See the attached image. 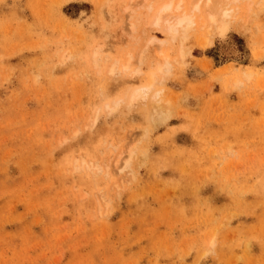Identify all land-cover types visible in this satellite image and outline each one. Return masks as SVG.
<instances>
[{
    "label": "rangeland",
    "instance_id": "rangeland-1",
    "mask_svg": "<svg viewBox=\"0 0 264 264\" xmlns=\"http://www.w3.org/2000/svg\"><path fill=\"white\" fill-rule=\"evenodd\" d=\"M167 1L0 0V264H264V2Z\"/></svg>",
    "mask_w": 264,
    "mask_h": 264
},
{
    "label": "bare ground",
    "instance_id": "bare-ground-1",
    "mask_svg": "<svg viewBox=\"0 0 264 264\" xmlns=\"http://www.w3.org/2000/svg\"><path fill=\"white\" fill-rule=\"evenodd\" d=\"M201 0H199L200 2ZM205 2L207 1V5L210 6L212 8V12L209 13V16L207 19H202L200 18V16L198 17L195 12L192 11L191 12H188V11H182V7H183V2H175L174 0H170V1H167L165 4H163L162 6H160L157 10H155V20H153V23H155L156 25H160V24H163L166 25V32L168 33L169 37H171L173 40L177 39V38H181L185 33L186 31L190 30V29H196L201 22H203V24H206V25H209L208 28H207V31L206 33L203 31V33H205L206 35L204 36V41L202 42H205L206 44H212L213 43V38L214 36L216 35V32L218 29H221L222 26H223V23L222 25L219 23V21H222V19L224 18V21H226L225 19L228 18V17H231L233 12H231L232 10H229L227 8H223V5L221 4L220 1L217 2V0H204ZM238 1V0H237ZM241 1V0H240ZM248 2V0H246ZM228 2H230V0H228ZM227 2V3H228ZM246 2V3H247ZM261 2V0H260ZM264 2V0L262 1V3ZM195 3V2H194ZM193 3V4H194ZM201 3V2H200ZM198 2H196L195 4V11H198L200 9L199 7V4ZM205 4V3H204ZM154 5V4H153ZM206 5V4H205ZM246 5V4H245ZM247 3V6L250 7ZM260 5H262L260 3ZM150 8L152 9V6H150ZM154 8V7H153ZM205 8V7H204ZM203 8V9H204ZM184 9V8H183ZM188 9V8H187ZM234 11V10H233ZM199 12V11H198ZM236 12V11H234ZM232 13V14H231ZM243 13V12H242ZM204 14V12H203ZM222 17H221V15ZM166 15H169L170 17L168 18H165ZM201 15V14H200ZM236 15V14H235ZM221 18H220V17ZM237 18V17H235ZM242 18V17H241ZM239 18V19H241ZM221 19V20H220ZM228 20V19H227ZM233 20V19H232ZM242 20H240L241 22ZM223 22V21H222ZM209 23V24H208ZM243 25V24H242ZM132 26V25H131ZM133 27V26H132ZM130 29V28H129ZM199 29H202V28H199ZM205 29V28H204ZM134 30V28L132 29V31ZM223 30V29H222ZM197 32V31H196ZM198 32H200L198 30ZM201 35V33H200ZM198 36V35H197ZM198 39V38H197ZM200 39V37H199ZM199 45V44H198ZM204 48V47H203ZM164 53V52H162ZM166 53V52H165ZM186 53V52H185ZM189 55V53H188ZM184 56V55H183ZM181 59L183 57H180ZM165 60V59H164ZM170 60V59H169ZM169 60H166L165 64L160 66V69L162 70H165L166 72H169L170 71V67H171V62ZM186 63V62H185ZM181 64V61L180 63ZM114 67V66H113ZM127 67V66H126ZM157 67V66H156ZM187 67V66H186ZM112 69V66L110 68V70ZM114 70L116 68H113ZM112 69V70H113ZM157 69V68H156ZM111 70V71H112ZM113 70V71H114ZM110 71V72H111ZM112 71V72H113ZM111 72V73H112ZM116 72V71H114ZM117 75V73H116ZM135 75V74H134ZM137 75V74H136ZM139 76V75H138ZM136 77V76H135ZM153 84V80H151V84L145 86L144 89H141V90H138L137 92H135L134 96H133V100L137 99L138 96H142L143 94H146L147 95V90L151 88ZM156 93V92H155ZM153 93L155 96L156 94ZM161 93V92H160ZM153 95V96H154ZM148 98V97H147ZM141 99V98H139ZM146 99V98H145ZM144 99V100H145ZM159 100V98L157 99ZM162 99L160 98L159 101H156L155 105H154V112L156 115H160L162 116V113H164V109H163V106L161 104V101ZM138 101V100H137ZM140 102V101H139ZM143 102V101H141ZM165 103V102H164ZM132 105V104H131ZM167 114V113H166ZM162 119V118H161ZM164 120V118H163ZM132 152L129 153V158L128 161L129 162V159L131 158V154Z\"/></svg>",
    "mask_w": 264,
    "mask_h": 264
}]
</instances>
